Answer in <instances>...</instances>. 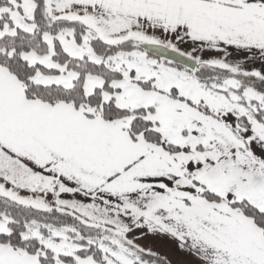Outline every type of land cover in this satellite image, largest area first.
Wrapping results in <instances>:
<instances>
[{
  "label": "snow or ice",
  "instance_id": "snow-or-ice-1",
  "mask_svg": "<svg viewBox=\"0 0 264 264\" xmlns=\"http://www.w3.org/2000/svg\"><path fill=\"white\" fill-rule=\"evenodd\" d=\"M0 264H264V0H0Z\"/></svg>",
  "mask_w": 264,
  "mask_h": 264
}]
</instances>
